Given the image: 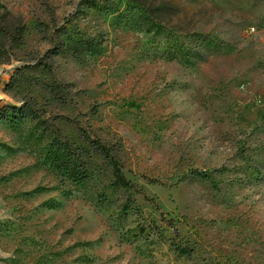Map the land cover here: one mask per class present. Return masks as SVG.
<instances>
[{
	"label": "rangeland",
	"instance_id": "1",
	"mask_svg": "<svg viewBox=\"0 0 264 264\" xmlns=\"http://www.w3.org/2000/svg\"><path fill=\"white\" fill-rule=\"evenodd\" d=\"M22 105L0 264H264V0H0V112Z\"/></svg>",
	"mask_w": 264,
	"mask_h": 264
},
{
	"label": "trees",
	"instance_id": "2",
	"mask_svg": "<svg viewBox=\"0 0 264 264\" xmlns=\"http://www.w3.org/2000/svg\"><path fill=\"white\" fill-rule=\"evenodd\" d=\"M36 117L37 113L33 112V110L27 105H22L20 109L5 108L0 112V119L4 122L7 121L8 123L21 122L23 119H35ZM73 123L76 124V126L81 127L78 121H73ZM91 143L95 147L96 151L111 163L113 170H115V184L126 188L130 187V183L126 180L121 169H119L117 165V160H115L108 147L102 143L101 139L91 138ZM55 156V162L58 168H66V170L70 172L69 174L75 182H84L87 179L86 174L80 172L77 169V165L71 163L70 159H67V155H65L64 152H61L60 149L56 152ZM164 222H167L168 228L174 229L173 220L164 219ZM155 230L160 231L159 228H155ZM160 234H163V231H160ZM171 246L175 245L171 243ZM175 248L180 254L183 255H189L192 252V250H190L187 246L176 245Z\"/></svg>",
	"mask_w": 264,
	"mask_h": 264
}]
</instances>
